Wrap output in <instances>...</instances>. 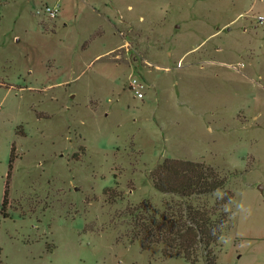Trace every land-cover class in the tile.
Listing matches in <instances>:
<instances>
[{
  "label": "rangeland",
  "instance_id": "rangeland-1",
  "mask_svg": "<svg viewBox=\"0 0 264 264\" xmlns=\"http://www.w3.org/2000/svg\"><path fill=\"white\" fill-rule=\"evenodd\" d=\"M259 16L264 0H0V264H189L126 237L129 207L177 199L152 184L167 158L226 180L217 264H264Z\"/></svg>",
  "mask_w": 264,
  "mask_h": 264
},
{
  "label": "trees",
  "instance_id": "trees-1",
  "mask_svg": "<svg viewBox=\"0 0 264 264\" xmlns=\"http://www.w3.org/2000/svg\"><path fill=\"white\" fill-rule=\"evenodd\" d=\"M11 164L10 157L9 170ZM152 184L158 192L177 199L162 209L148 200L129 207L124 215L129 243H140L143 250L160 247L164 257L183 258L189 264H217L233 195L225 192L213 202L209 198L224 189L226 180L202 163L167 158L154 173ZM7 195L8 183L4 205Z\"/></svg>",
  "mask_w": 264,
  "mask_h": 264
},
{
  "label": "built area",
  "instance_id": "built-area-1",
  "mask_svg": "<svg viewBox=\"0 0 264 264\" xmlns=\"http://www.w3.org/2000/svg\"><path fill=\"white\" fill-rule=\"evenodd\" d=\"M47 13L56 16V14L59 11V5H54L53 7L48 6L45 8ZM258 20L260 23L264 21L263 16H259ZM129 88L133 92V96L137 99H143L144 98V90H145V84L142 82V80L139 77H132L129 82Z\"/></svg>",
  "mask_w": 264,
  "mask_h": 264
},
{
  "label": "water",
  "instance_id": "water-1",
  "mask_svg": "<svg viewBox=\"0 0 264 264\" xmlns=\"http://www.w3.org/2000/svg\"><path fill=\"white\" fill-rule=\"evenodd\" d=\"M259 188L262 189V186L260 185Z\"/></svg>",
  "mask_w": 264,
  "mask_h": 264
}]
</instances>
